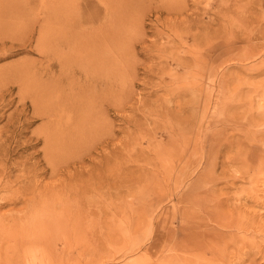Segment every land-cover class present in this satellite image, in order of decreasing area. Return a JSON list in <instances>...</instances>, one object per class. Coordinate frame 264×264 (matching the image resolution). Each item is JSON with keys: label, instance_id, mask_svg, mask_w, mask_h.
Returning <instances> with one entry per match:
<instances>
[{"label": "rangeland", "instance_id": "1", "mask_svg": "<svg viewBox=\"0 0 264 264\" xmlns=\"http://www.w3.org/2000/svg\"><path fill=\"white\" fill-rule=\"evenodd\" d=\"M46 1L0 0V264H264V0H68L57 25L73 49L61 46V58L78 42L92 56L96 29L111 21L116 74L100 82L59 59L42 77ZM94 8L100 20L89 23ZM45 81L69 94L57 124L34 95ZM120 83L126 95L107 92ZM44 132L65 133L52 154ZM54 152L65 166L47 163ZM26 186L41 191L32 204L57 202L49 221L25 204L34 193L12 198ZM61 198L91 213L59 227Z\"/></svg>", "mask_w": 264, "mask_h": 264}, {"label": "bare ground", "instance_id": "2", "mask_svg": "<svg viewBox=\"0 0 264 264\" xmlns=\"http://www.w3.org/2000/svg\"><path fill=\"white\" fill-rule=\"evenodd\" d=\"M71 1V0H70ZM67 2H68V0L67 1H64V0H55V1H50V4L48 5V2L46 1V3H47V9L49 8V6H51L49 9V11H47V13H45V24H44V38L42 37V40H40V41H42V48H43V54H44V56H45V58L47 59V65L44 67V70H43V76L42 77H47V79H48V76H49V78H50V74H51V69L53 68V66H54V62H55V60L56 59H59V61L61 62V61H63V62H65V63H67L68 64V62H69V65H70V63L72 62V64H74V66L76 67V69L78 70V71H80L82 74L83 73H85L87 76H88V79H89V76H90V78H94L97 82H100L101 80H103V81H106L107 79H110L111 77H114L115 76V74H116V72L114 71L113 72V74H112V76L110 77V75H107L108 73H107V71L108 70H110V67L109 68H107L108 67V59H107V55H106V52L105 51H107L108 49H109V43H108V35H110L109 34V32L108 33H106V31H108V28H109V24L111 23V21H109V24H103L102 26L100 25V27L99 28H97L96 30L97 31H100V33H98V35L94 38V40L92 41V44L96 47V48H93V52L91 53V52H89L92 56H90V57H86L85 56V54H83V50H80V49H83V48H85V45H81L80 44V42H78V39L77 38H75L74 39V41L75 42H78L77 43V45H78V48H74V50H72L71 52H70V54H68V56L67 57H63V58H61L63 55L60 53V50H59V48L61 47V46H68V48L69 49H73L72 48V46H71V44L69 43V42H66L65 44H64V42H63V40H62V38H61V36H60V31H59V28H60V25H57V23L59 24V18H60V16L61 15H67L68 14V9H69V7H67ZM42 3V2H41ZM90 5V3L89 4H87L86 6H89ZM108 5V4H107ZM44 6V5H43ZM43 8V7H42ZM106 8H108L107 6H106ZM44 10V9H43ZM42 11V10H41ZM46 11V10H45ZM74 11V10H73ZM72 13V12H71ZM72 14H74V13H72ZM75 15V14H74ZM112 17H114V16H112ZM112 17H111V19H112ZM92 19V21H90L89 23H91V22H96V21H99L100 20V14H99V11L96 9V8H94V14H93V16L91 17ZM157 18V17H156ZM159 19V18H158ZM157 19V20H158ZM57 20H58V22H57ZM61 21V20H60ZM79 21V20H78ZM112 22H115V18H114V20L112 21ZM88 23V22H87ZM117 23H119V22H117ZM71 26V25H70ZM117 26V25H116ZM41 27V26H40ZM121 27V26H120ZM115 28V27H114ZM95 29V28H94ZM63 30V29H62ZM65 30V29H64ZM63 30V31H64ZM42 31V30H41ZM71 33V32H70ZM155 33V32H154ZM108 34V35H107ZM115 35V34H114ZM156 35V34H155ZM159 35V34H158ZM158 37V36H157ZM79 39L81 38V37H78ZM153 38V37H152ZM68 41V40H67ZM141 41H142V39H141ZM149 42H150V40H149ZM74 43V42H73ZM86 44V43H85ZM151 46H152V48H154L153 46H155L156 47V39H154L153 41L151 40ZM164 45V44H163ZM93 46V47H94ZM74 47V46H73ZM146 47V46H145ZM41 48V49H42ZM4 49V48H3ZM79 49V50H78ZM164 49H166L165 47H160L159 48V50L160 51H163ZM88 54V53H87ZM89 54V55H90ZM173 61V60H172ZM171 61H169L168 63H167V65L170 63ZM37 63V62H36ZM64 63V64H65ZM58 64H59V62H58ZM64 64H63V66H64ZM62 65V64H61ZM60 65V66H61ZM73 66V65H72ZM136 66V65H135ZM169 66V65H168ZM38 67V66H37ZM66 67H69V66H66ZM167 67V66H166ZM184 67V66H183ZM190 67V66H189ZM188 67V68H189ZM24 68V67H23ZM29 68V67H28ZM31 68H32V66H31ZM39 68V67H38ZM74 68V67H73ZM113 68V67H112ZM162 68H163V70L165 69V67L163 66V67H161V70H162ZM32 69H34V68H32ZM63 69V68H62ZM66 69V68H65ZM72 69V68H71ZM75 69V70H76ZM28 70H30V69H28ZM68 70H70V69H68ZM149 70V69H148ZM182 70V69H181ZM17 71H19V69L17 70ZM29 72V71H28ZM27 72V73H28ZM36 73H38L37 72V70L35 71ZM69 72V71H68ZM72 72H73V70H72ZM110 72V71H109ZM112 72V71H111ZM165 72V71H164ZM63 73V72H62ZM25 74V73H24ZM30 74H32V71H31V73ZM29 74V75H30ZM84 74V75H85ZM17 75V74H16ZM57 75V74H56ZM77 75V71H74V77ZM85 75V76H86ZM179 75V74H178ZM24 76V75H23ZM51 76H53V75H51ZM120 76V75H119ZM181 76V75H180ZM26 77H27V75H26ZM72 77V76H71ZM110 77V78H109ZM198 77V76H197ZM196 77V78H197ZM1 78V77H0ZM178 78V77H177ZM20 79V78H19ZM43 79H45V78H43ZM64 79V78H63ZM113 79V78H112ZM114 79H117V77L116 78H114ZM179 79H181V78H179ZM34 80V79H33ZM32 80V81H33ZM72 80V79H71ZM87 80V79H86ZM91 80V79H90ZM169 79H167V81H168ZM176 80V79H175ZM202 80V79H201ZM9 81V80H8ZM14 81V80H13ZM12 81V82H13ZM22 81V80H21ZM52 81V80H51ZM51 81H45V82H47V83H39L38 84V87H37V85H36V89L34 88V92H35V94L34 95H38V94H40V92L42 91L43 93H44V96L45 97H43V100L41 101V103L42 102H46V104H45V108L44 109H42L41 110V112H40V114H41V116H44V117H46V118H48V122L49 123H51V122H53V123H56V122H58V117L56 116V114H55V112H56V109H58L59 107H63V103H64V100H65V95H64V92H63V88H62V85L61 86H59L60 87V94H59V96H58V93H59V88L57 87V85L52 89L53 91H54V94H55V96L52 94V92L50 91V88L52 87V86H54L53 85V83H51ZM61 81H62V79H61ZM65 81V80H64ZM67 81V80H66ZM68 81H70V80H68ZM112 81V80H111ZM53 82H54V80H53ZM92 82V83H91ZM91 82L89 81V83H86V85H87V87L89 88V87H91L92 85H93V80H91ZM136 82V81H135ZM135 82H133V83H135ZM7 83V82H6ZM8 83H10V82H8ZM23 83V82H22ZM32 83V82H31ZM38 83V82H37ZM58 83V82H57ZM66 83V82H65ZM74 83V81H72V82H69V84H68V82H67V84L69 85V87H70V89H72V88H74V85H72ZM59 84H60V82H59ZM62 84V83H61ZM86 85H85V87H86ZM108 85V84H107ZM119 86V88H120V90H117V89H115L114 88V86L116 87V84H111V85H108V90H107V92H110V93H113V92H116V91H119L120 93H122L123 95H126L127 93H128V91H127V88H125L124 87V85L123 84H118ZM67 86V85H66ZM94 86V85H93ZM149 86V85H148ZM198 86V85H197ZM202 86V85H201ZM23 87H25V85H23ZM200 87V86H199ZM65 89V88H64ZM91 89V88H90ZM196 89H198V88H196ZM28 90V89H27ZM26 90V91H27ZM29 90H31L30 88H29ZM98 90V89H97ZM78 91H79V89H78ZM104 91H106V88H103L102 89V92H104ZM89 92V91H88ZM101 92V94H104V93H102ZM66 93V92H65ZM205 93V92H204ZM62 94V95H61ZM66 94H68V93H66ZM69 95V94H68ZM81 96V95H80ZM89 96H90V94H89ZM95 96V95H94ZM63 97V98H62ZM96 97V96H95ZM199 97H200V95H199ZM34 98L37 100V98L34 96ZM81 98L83 99V97L81 96ZM79 96H74V95H70V97L68 96V99L66 100V103H71V105L72 106H78V105H80L81 104V101H82V99H81ZM204 98V97H203ZM69 100V101H68ZM87 100H88V98H87ZM203 100V99H202ZM108 100L106 99V98H102V100H101V98H100V101H98L100 104H103L104 102H107ZM84 102V101H83ZM86 103V102H85ZM39 104H40V102H39ZM43 104V103H42ZM40 106V105H39ZM169 107V106H168ZM67 108V107H66ZM62 110V109H61ZM68 110H70V109H68ZM58 111V110H57ZM73 111V110H72ZM181 111V110H180ZM38 112V111H37ZM97 112V111H96ZM73 113V112H72ZM100 114H101V112H99ZM58 114V113H57ZM69 114V113H68ZM31 115H33V114H31ZM99 115V114H98ZM18 116V115H17ZM62 116H63V114H62ZM68 116V115H67ZM60 118V117H59ZM64 120V119H63ZM42 121V120H41ZM60 122V121H59ZM43 123V122H42ZM65 123H66V121H65ZM86 123V122H85ZM45 124V123H44ZM57 124V123H56ZM60 124V123H59ZM46 125V124H45ZM43 126V127H46V126ZM99 125H100V123H99ZM102 125V124H101ZM101 125H100V127H99V129L100 128H102L101 127ZM194 125H196V124H194ZM88 126H90V125H88ZM87 126V127H88ZM97 126V125H96ZM92 127L91 129H94V130H97V128L98 127ZM104 126V125H103ZM189 126H191L190 124H189ZM53 127V126H52ZM56 127V126H55ZM58 127V126H57ZM60 127V126H59ZM62 127V126H61ZM54 128V127H53ZM72 128V127H71ZM104 128V127H103ZM102 128V129H103ZM47 129V128H46ZM105 129V128H104ZM103 129V130H104ZM188 129V128H187ZM1 130H2V128H1ZM15 130V129H14ZM62 130V129H61ZM11 131V130H10ZM19 131V130H18ZM54 131V130H53ZM105 131V130H104ZM174 132V131H173ZM17 133V132H16ZM45 133V132H44ZM43 133V134H44ZM62 132H47V133H45L44 135H47V137H45V139H44V141H45V150H46V152H48V153H50V154H52V151H51V149L54 147V146H59V144H60V140H58L59 138H60V134H61ZM64 133V132H63ZM62 133V134H63ZM103 133V132H102ZM65 134V133H64ZM105 134V133H104ZM213 134V133H212ZM9 135H10V133H9ZM13 135H14V133H13ZM81 135V134H80ZM75 136V137H73V136H71V140L73 141V140H76V139H78V140H80V138H82L83 136L85 137L86 135L85 134H82L81 136ZM108 135V134H107ZM67 136V135H66ZM65 136V137H66ZM43 137V138H44ZM43 138H41V139H43ZM65 139V138H64ZM107 138H105L104 140H106ZM109 139V138H108ZM107 139V140H108ZM10 140V139H9ZM30 141H31V139H30ZM66 141H67V139H66ZM65 141V142H66ZM11 142V141H10ZM39 142V141H38ZM10 144V143H9ZM67 144H68V142H67ZM66 144V145H67ZM75 144V142L73 141V145L72 146H75L74 145ZM65 145V144H64ZM0 146H2V145H0ZM50 147H52V148H50ZM66 148V147H65ZM68 148H69V145H68ZM72 148H74V147H72ZM7 149V148H6ZM57 149V148H56ZM75 149V148H74ZM65 150V149H64ZM70 150H71V148H70ZM73 150V149H72ZM2 151V150H1ZM4 151H5V148H4ZM76 151V150H75ZM62 152V151H61ZM74 152V151H73ZM56 152H54V157L52 158L51 156H49L48 157V161H47V163L48 164H50L51 165V167L53 166V167H58L59 166V164L60 163H62V165L63 166H65L66 164H64V162H63V160L62 159H60V157L57 155V154H55ZM7 154V153H6ZM6 154L4 155V156H6ZM80 160V159H79ZM5 161V160H4ZM6 161H7V159H6ZM68 162V161H67ZM5 163V162H4ZM47 164V165H48ZM68 164V163H67ZM45 165V164H44ZM0 167H2V166H0ZM28 167V166H27ZM61 167V166H60ZM4 168V167H3ZM35 168V167H34ZM4 169H6V168H4ZM37 169V168H36ZM53 169V168H52ZM3 170V169H2ZM8 170V169H7ZM4 172H5V170H3ZM28 171V170H27ZM41 171V170H40ZM3 172V173H4ZM7 172V171H6ZM53 172V171H52ZM30 173V172H29ZM38 173V172H37ZM1 175V174H0ZM7 175H8V173H7ZM29 175V174H28ZM27 175V176H28ZM27 176L24 174L23 175V177H24V179H26L27 178ZM4 177V176H3ZM18 177H19V175H18ZM6 179V178H5ZM31 180V179H30ZM34 180V179H33ZM4 181V180H3ZM35 181V180H34ZM33 182V181H32ZM27 183V182H26ZM26 183H25V181H24V184L26 185ZM2 184H4V182L2 183ZM6 184H8L9 185V183L8 182H6L5 183V186H6ZM20 184V183H19ZM30 184V183H29ZM37 184V183H36ZM15 185V184H14ZM18 185V184H17ZM31 185V184H30ZM3 186V185H2ZM21 186V185H20ZM23 186V185H22ZM37 186V185H36ZM38 186H39V184H38ZM56 186V185H55ZM7 188H9L10 189V185L9 186H6ZM30 187V186H29ZM28 186H26L25 187V189H23L22 190V192H20L19 191V194L17 195H15V193L13 194V195H11L12 196V198L13 197H17V199L19 198L20 199V196L19 195H21V196H23L24 198H25V196L24 195H30V194H33L34 193V189L33 188H29ZM4 188V187H3ZM21 189V188H20ZM54 189V187L53 186H50V187H44V190L45 191H54L53 190ZM72 189H74V188H72ZM12 190V189H11ZM78 190V191H77ZM10 191V190H9ZM86 191V189L84 188V187H78L77 189H76V191H75V194L76 193H78V192H85ZM10 192H12V191H10ZM39 193H41V191H38L32 198H30V199H28L26 202H25V204L27 203V202H29V204L31 203V208H30V210L31 209H33L34 211H35V216H34V218L35 219H40V223H44L43 222V220H44V218H46L47 216H49L50 215V213H52L53 212V210L52 209H55V207L57 206V202L56 201H53V202H49V204H46V205H43V204H41V203H33L32 204V202H33V200L35 199V197L37 196V195H39ZM48 194L49 193H47V194H44L43 196H41L40 198H41V201H43V199H45V201L48 203V197H52V195H50V196H48ZM11 198V197H10ZM62 199V201H60V202H63L64 203V205L63 204H61L60 206H61V210H60V212L59 213H61V212H63L62 214H64L65 213V215H61V217H59V219H57L56 218V220H55V217L53 218L54 220H53V222L55 223V224H60V221H62L61 222V226H59V227H62L63 226V223H72L73 221L76 223L79 219L81 220V219H84V218H80L79 216H81L80 215V213L79 212H83V211H86L87 212V214L88 213H91V212H89V211H87V210H85L84 208V210L82 211L81 209H77V215L75 214L76 212L74 211V209H73V211H72V208L70 209L69 207H68V205H69V200L68 199H66V198H61ZM9 203V202H8ZM79 203V202H78ZM84 206V205H83ZM86 206V205H85ZM77 207H78V205H77ZM86 207H88V206H86ZM74 208V207H73ZM80 208H82V207H80ZM36 209V210H35ZM76 210V209H75ZM81 210V211H80ZM89 210V209H88ZM85 212V213H86ZM216 212V211H215ZM32 213H33V211H32ZM48 213H49V215H48ZM58 213V211L56 212V214H59ZM84 213V212H83ZM217 213H218V211H217ZM86 214V215H87ZM85 214H84V216H86ZM92 215V214H91ZM218 215H219V213H218ZM46 216V217H45ZM60 216V215H59ZM83 216V215H82ZM81 216V217H82ZM8 217V216H7ZM28 216H26V218H27ZM44 217V218H43ZM92 217V216H91ZM217 217V214H216V216H215V218ZM20 218V217H19ZM33 218V217H32ZM74 218V219H73ZM89 218V217H88ZM13 219V218H12ZM64 219H65V221H64ZM86 219V218H85ZM217 219H218V217H217ZM220 219V218H219ZM47 220H48V217H47ZM87 220V219H86ZM90 220V219H89ZM88 220V221H89ZM224 220V219H223ZM14 221V220H13ZM33 221L34 220H32V223H33ZM49 221V220H48ZM68 221V222H67ZM52 222V223H53ZM79 222V221H78ZM215 222H216V219H215ZM20 223V222H19ZM69 223V224H70ZM46 224V223H45ZM69 224H68V226H69ZM20 225H22V224H20ZM25 225V224H24ZM29 225V224H28ZM41 225V224H40ZM78 225V224H77ZM90 225V224H89ZM88 225V226H89ZM229 225V224H228ZM228 225L226 226V225H223L224 227H228ZM44 226V225H43ZM43 226L41 225V227H40V229H42L43 228ZM53 226H54V224H53ZM79 226V225H78ZM75 227H77L76 225H75ZM230 227V226H229ZM28 228V227H27ZM89 228V227H88ZM44 229V228H43ZM42 229V230H43ZM76 229V228H75ZM87 229V228H86ZM26 230V229H25ZM88 230V229H87ZM91 230V229H90ZM114 230V229H113ZM58 231H60V229L58 230ZM83 231V230H82ZM70 232V231H69ZM79 232V231H78ZM113 232V231H112ZM116 232V231H115ZM22 233V232H21ZM33 233V232H32ZM40 233V232H39ZM111 233V232H110ZM154 233V232H153ZM60 234V233H59ZM34 235V234H33ZM38 235V234H37ZM31 236V235H30ZM78 236V235H77ZM76 236V237H77ZM111 236V235H110ZM29 236L27 235V237L26 238H28ZM57 237V236H56ZM56 237H54V238H56ZM21 238V237H20ZM32 238H33V236H32ZM38 238V237H37ZM42 238V237H41ZM53 238V237H52ZM39 239V238H38ZM79 239V238H78ZM118 239V238H117ZM26 240V239H25ZM47 241V240H46ZM29 242V241H28ZM27 242V243H28ZM87 242V241H86ZM22 244H23V242H22ZM29 244V243H28ZM55 245V244H54ZM194 245H196V244H194ZM51 246V245H50ZM53 248V247H52ZM22 249V248H21ZM51 249V248H50ZM50 249H48V250H50ZM47 250V249H46ZM256 250V249H255ZM50 251H52V250H50ZM49 251V252H50ZM67 251V250H66ZM211 252V251H210ZM209 252V253H210ZM42 253V252H41ZM216 253H217V251H216ZM51 255V254H50ZM55 255V254H54ZM53 255V256H54ZM52 256V255H51ZM212 257H214V256H212ZM216 257V256H215ZM54 259H55V257H53ZM57 258V257H56ZM240 259V258H239ZM244 260V259H243ZM52 261V260H51ZM254 262V261H253ZM58 263V262H57ZM238 263V262H237ZM240 263V262H239ZM208 264V263H207Z\"/></svg>", "mask_w": 264, "mask_h": 264}]
</instances>
